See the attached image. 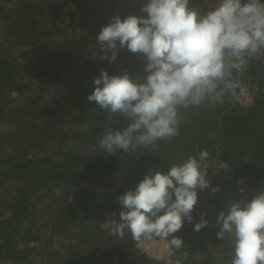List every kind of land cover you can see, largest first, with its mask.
Instances as JSON below:
<instances>
[{
    "label": "trees",
    "instance_id": "1",
    "mask_svg": "<svg viewBox=\"0 0 264 264\" xmlns=\"http://www.w3.org/2000/svg\"><path fill=\"white\" fill-rule=\"evenodd\" d=\"M146 2L0 0V264H167L182 252L183 264H231L233 246L217 237L216 221L230 200L264 193V56L234 73L240 87L222 105L181 109L179 135L159 142V151L90 150L106 115L87 100L95 78L146 74L142 54L126 47L115 62L102 59L98 34L117 14L147 16ZM217 4L190 0L189 7L205 14ZM243 86L248 104L237 100ZM197 147L215 161L208 179L219 191L198 189L192 221L174 234L180 250L157 260L130 233L120 239L102 231L123 210L119 196ZM202 218L208 225L197 232Z\"/></svg>",
    "mask_w": 264,
    "mask_h": 264
},
{
    "label": "clouds",
    "instance_id": "2",
    "mask_svg": "<svg viewBox=\"0 0 264 264\" xmlns=\"http://www.w3.org/2000/svg\"><path fill=\"white\" fill-rule=\"evenodd\" d=\"M189 3L147 0L141 9L147 16L121 19L117 14L98 34L102 59L115 62L119 49L126 47L142 54L146 74L134 79L128 72L110 76L103 71L95 78V90L87 100L106 115L91 151L106 155L141 147L159 151V142L179 135L181 109L205 102L222 105L240 87L234 73L264 56V0H218L205 14ZM214 163L207 149L197 147L195 154L172 164L167 172L152 170L134 191L118 197L123 210L102 223V231L120 239L130 233L141 243L158 238L180 250L184 242L174 234L185 219L192 221L198 189L212 187L208 177ZM212 191H219L218 186ZM216 223L217 237L233 246L231 264H264V193L250 201L230 200ZM207 225L202 218L194 230ZM186 257L187 252L175 261L170 256L167 264H183Z\"/></svg>",
    "mask_w": 264,
    "mask_h": 264
},
{
    "label": "built area",
    "instance_id": "3",
    "mask_svg": "<svg viewBox=\"0 0 264 264\" xmlns=\"http://www.w3.org/2000/svg\"><path fill=\"white\" fill-rule=\"evenodd\" d=\"M252 99L251 90L248 86L241 87L237 94V100L242 104H248ZM139 248L152 256L154 259H161L172 252V248L167 246V241L159 240L139 242Z\"/></svg>",
    "mask_w": 264,
    "mask_h": 264
}]
</instances>
